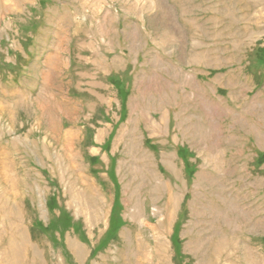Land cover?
<instances>
[{
	"label": "rangeland",
	"instance_id": "1",
	"mask_svg": "<svg viewBox=\"0 0 264 264\" xmlns=\"http://www.w3.org/2000/svg\"><path fill=\"white\" fill-rule=\"evenodd\" d=\"M260 50L264 0H0V264H264Z\"/></svg>",
	"mask_w": 264,
	"mask_h": 264
},
{
	"label": "trees",
	"instance_id": "2",
	"mask_svg": "<svg viewBox=\"0 0 264 264\" xmlns=\"http://www.w3.org/2000/svg\"><path fill=\"white\" fill-rule=\"evenodd\" d=\"M258 57H259V59L260 60H262V61H264V50H260L259 52H258ZM122 94V93H121ZM123 96V95H122ZM124 97V96H123ZM264 161V155H262L261 157H260V162H263Z\"/></svg>",
	"mask_w": 264,
	"mask_h": 264
}]
</instances>
